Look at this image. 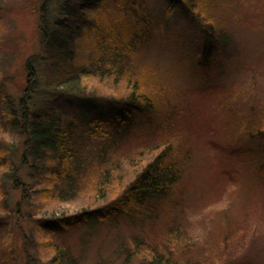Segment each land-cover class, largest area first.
Instances as JSON below:
<instances>
[{
  "label": "trees",
  "instance_id": "1",
  "mask_svg": "<svg viewBox=\"0 0 264 264\" xmlns=\"http://www.w3.org/2000/svg\"><path fill=\"white\" fill-rule=\"evenodd\" d=\"M105 1L41 0L37 5L39 49L23 61L26 82L22 94L15 105L1 95V122L18 139L19 147L15 151L8 144L6 153L0 152V165L4 166L0 172V193L5 197L9 189L21 188V195L5 213L0 206V264L35 263L38 258L35 252L37 234L55 251V257L48 264H79L81 254L74 253L71 246L64 247L63 237L70 231L90 230L99 223L112 225L121 220L150 224L158 216L160 206L176 203L177 194L186 184L183 181L187 180L184 173L189 150L177 143L173 133L177 130L179 112L172 106L158 107L152 94L139 84L145 79L140 82L133 72L126 71L132 70L133 58L152 45H158L159 41L174 40L175 32L170 27L164 30L162 22L156 21L144 0H113L129 2V8L117 10L122 18L115 19L116 22L109 18L101 25L89 14ZM163 1L166 15L179 13L173 27L184 30L187 25L192 29L187 38L176 39L187 45L184 50L180 49V44L178 46L179 71L194 79L197 72L206 75L209 69L217 68L216 63L219 64L226 47H219L215 42L216 26L200 18L202 13L211 18L207 9L202 8L198 0ZM197 6L201 8L200 12ZM179 20H184L183 24L179 25ZM215 54L220 58L216 63L213 62ZM41 74L44 75L40 79ZM123 74L128 76L127 82L133 81L124 97L97 96L86 90L87 76L113 75L114 78ZM46 92L50 97L52 92L57 93L58 100L68 95L70 104L76 109L73 116L64 118L56 111L60 106L47 105L50 99ZM258 113L259 116L264 114V108L258 109ZM247 132L249 137L259 135L264 139V128H260V124L252 123ZM133 137L142 141L144 150L139 152V157L133 158L136 163L131 162L133 168L116 197L70 215L52 214L47 218L35 219L21 209L27 198L24 193L27 180L24 178L29 176L38 181L45 176L48 183L43 192L48 198L72 199L83 180L82 171L91 160L100 164L101 182L96 181L93 189L105 198L99 188L102 185L122 186L119 181L123 177L120 159L116 160L109 152ZM14 155L18 158L16 165L11 160ZM250 158L256 165L252 179L257 178V173L264 176V146ZM6 188L9 189L5 192ZM3 214L7 218L5 222L1 220ZM22 219L28 223L32 221L34 232L26 229L20 222ZM178 227L181 226L173 223L167 230L165 239L172 243L171 248L168 245L159 247L153 240L142 237L143 232L132 235L129 255L141 253L143 264H218V260L207 259L213 252L210 247L198 253V257L184 256V250L190 247L175 241ZM171 249L178 255L174 256Z\"/></svg>",
  "mask_w": 264,
  "mask_h": 264
},
{
  "label": "rangeland",
  "instance_id": "2",
  "mask_svg": "<svg viewBox=\"0 0 264 264\" xmlns=\"http://www.w3.org/2000/svg\"><path fill=\"white\" fill-rule=\"evenodd\" d=\"M126 1L106 0L103 6L88 14L101 25L109 18L114 21L122 18L117 10H128L130 4ZM40 2L0 0V152L4 154L8 144L18 150L19 141L1 122V95L15 105L22 94L26 82L23 61L39 49L37 5ZM144 2L156 16V21L162 22L164 30L170 27L175 32L174 40L159 41L158 45L144 50L139 57L133 58L132 70L126 71L133 72L140 82L145 79L139 84L144 91L152 94L158 107L172 106L179 112L177 130L173 133L177 143L189 150L184 173L187 180L183 181L187 185L183 184L176 203L160 206L152 223L121 220L112 225L99 223L90 230L74 229L62 238L64 247L71 246L74 253L81 254L79 264H143L141 253L129 255L132 235L143 232L145 239L153 240L159 247H167L172 245L165 239L167 230L174 223L181 226L175 241L190 247L184 250L186 257L187 254L198 257V253L210 247L213 252L209 254L213 257L208 255L207 259L218 260V264H264V176L257 173V178L252 179L256 165L250 158L263 148L264 139L259 135L249 137L247 132L252 123L264 128V114L259 116L258 113V109L264 108V0L197 1L211 16L206 18L202 13L200 18L216 26L215 42L219 47L225 46L226 50L221 60L215 54L213 62L220 60L219 64L216 63L217 68L209 69L206 75L202 71L197 72L194 79L178 69V46L180 44L181 50L186 48L181 40L188 37L191 26L186 25L184 30L173 27L179 13L175 11L166 15L163 0ZM197 7L200 12L201 8ZM183 21L179 20V25ZM178 37L181 40H176ZM112 76H87L84 81L86 90L93 91L97 96H126L133 81L127 82L125 78L128 76L124 74ZM50 95L46 92L50 99L47 105L53 108L55 104L60 106L56 111L64 118L73 116L76 109L74 104H70L68 95L59 100L57 93ZM141 142L133 137L109 152L116 160L120 159L123 177L119 181L122 186L101 184L99 189L105 198L93 189L96 181L101 182L100 164L91 160L82 171L83 180L72 199L48 198L43 192L48 183L45 176L38 181L29 176L24 178L27 180L24 190L27 198L22 202L21 209L38 219L52 214L70 215L82 208L96 207L111 200L122 191L134 165L131 162L136 161L133 158L139 157V152L144 150ZM11 160L16 165L17 155ZM3 167L0 165V172ZM9 190L5 197L0 193L3 213L21 195V188ZM4 216L2 222L7 221ZM20 222L34 232L32 221L28 223L22 219ZM41 237L38 234L35 237L38 258L33 264H48L55 257V251L43 243ZM171 253L178 255L172 249Z\"/></svg>",
  "mask_w": 264,
  "mask_h": 264
}]
</instances>
